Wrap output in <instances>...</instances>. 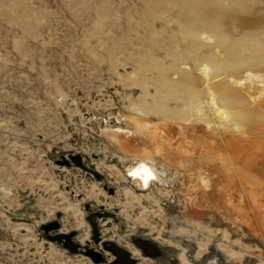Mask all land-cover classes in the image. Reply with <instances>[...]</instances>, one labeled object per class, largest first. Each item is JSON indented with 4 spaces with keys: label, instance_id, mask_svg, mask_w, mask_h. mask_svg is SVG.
<instances>
[{
    "label": "rangeland",
    "instance_id": "obj_1",
    "mask_svg": "<svg viewBox=\"0 0 264 264\" xmlns=\"http://www.w3.org/2000/svg\"><path fill=\"white\" fill-rule=\"evenodd\" d=\"M204 32L264 45V0H0V264H264V110L228 88L243 132L196 119L197 63L239 60L206 56ZM132 106L137 140L113 131ZM165 128L189 167L155 156L140 188L110 135L148 156Z\"/></svg>",
    "mask_w": 264,
    "mask_h": 264
},
{
    "label": "bare ground",
    "instance_id": "obj_2",
    "mask_svg": "<svg viewBox=\"0 0 264 264\" xmlns=\"http://www.w3.org/2000/svg\"><path fill=\"white\" fill-rule=\"evenodd\" d=\"M223 1L227 2L229 0ZM244 25L245 24L235 25L237 26L235 27V29H233L235 30V32H237L235 35L240 34L241 32L238 31L241 29V27H243V29L246 30L247 33L255 34L254 36H258L259 31L255 30V33H253L252 31L254 30V27H251V24L249 26ZM197 37L200 40L202 52H205L206 56L212 57L213 59L215 58L217 62L221 59V57H223L224 59L238 58L239 60H234L232 62L234 64V67L231 66L233 71L232 73L230 72L226 75H223V73H219L222 69L221 66L220 68H216L211 64L204 62L203 60L199 61L196 67L197 71L199 72L200 78L203 81V88L206 92L207 100L199 101V99H197V102L194 103L195 105L193 107L192 104H190L189 106H191L192 110L196 114V119H198L200 122H203L206 125L207 129L210 130L211 128H214V126H216L217 128L226 130L232 129L236 133H241L244 129V125L242 126V118L244 114L233 112L232 109L234 106H232V103L230 101L235 102L236 96L234 97L230 95V90L228 88L240 89L241 91H246L248 93L251 89L255 90L256 92L253 95L249 96L250 102H252V104H257L260 110H264V45H260L258 39H253L250 45L241 44L239 42L231 43V41H229V44H225V40H221L218 36H213L206 32L199 34V36ZM252 42L255 44H252ZM244 52H246V54L248 55L245 56L247 58L240 57V55H242ZM182 69L187 70L188 67H184ZM228 95H230V99L227 98ZM131 109L134 112L133 116L128 117L127 120L134 123L133 130H123L119 128L113 131L114 133L116 132L118 136H126L128 138H134L135 140H137V137L139 136H146L144 130H147L150 124L144 116L146 115L145 111H139V109L134 106H132ZM206 111L209 112L212 121L216 122V125L212 123V121H208L205 114ZM166 131L167 130L165 128L163 132V134H165L163 137L156 134H153L152 138L150 137V139L154 140L153 138L157 136V139H155L156 142L157 140H159L160 145L153 149L155 150L154 152H152L154 154H151L148 149L143 148L142 153H147L148 156H144V154H140V156H138L137 154L131 153L132 151H126V147L123 143L124 140L120 139L116 134L110 135V137L114 141H116L115 143L117 145H120L121 152L123 151L121 156L124 159L120 157H118V159H122V163L124 164L131 160L130 162L133 166H131L129 170H127V176L129 179L132 178L133 183L138 185L140 188H146L152 183H159V178L162 174H159V172L157 171V167L155 168V156H162L163 160L171 162L172 164V161H174V164L179 165L182 169L187 168L186 166H188L189 164V161L187 160L186 163H180L181 161H179V159H177L176 161H171V159L166 156L165 150L169 148L170 141H172L170 140L172 138L167 136L168 132ZM158 168L159 170H164V167L163 169L161 167ZM135 196L137 195H134L132 198H134ZM141 197V195L137 196V198Z\"/></svg>",
    "mask_w": 264,
    "mask_h": 264
},
{
    "label": "water",
    "instance_id": "obj_3",
    "mask_svg": "<svg viewBox=\"0 0 264 264\" xmlns=\"http://www.w3.org/2000/svg\"><path fill=\"white\" fill-rule=\"evenodd\" d=\"M71 160H72V162H73L75 165H77V166H79V167H81V168L84 169V167H83V165H82L81 158H79V157H72ZM109 193H112V191H109ZM88 222L90 223L92 229L94 230V229H95V224H94V222H93V217H92V216H90V217L88 218ZM94 234H95V233H93V235H94ZM90 256L93 257V258L96 259V260L98 259V257L95 256L94 254H91V253H90Z\"/></svg>",
    "mask_w": 264,
    "mask_h": 264
}]
</instances>
